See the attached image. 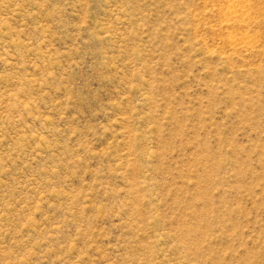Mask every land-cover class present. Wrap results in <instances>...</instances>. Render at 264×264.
Returning <instances> with one entry per match:
<instances>
[{"label":"rangeland","instance_id":"rangeland-1","mask_svg":"<svg viewBox=\"0 0 264 264\" xmlns=\"http://www.w3.org/2000/svg\"><path fill=\"white\" fill-rule=\"evenodd\" d=\"M0 0V264H264V0Z\"/></svg>","mask_w":264,"mask_h":264},{"label":"bare ground","instance_id":"bare-ground-1","mask_svg":"<svg viewBox=\"0 0 264 264\" xmlns=\"http://www.w3.org/2000/svg\"><path fill=\"white\" fill-rule=\"evenodd\" d=\"M230 9H229V15L237 16L239 8L238 6H242L244 3V0H230Z\"/></svg>","mask_w":264,"mask_h":264}]
</instances>
